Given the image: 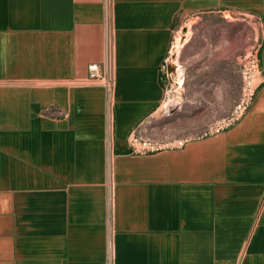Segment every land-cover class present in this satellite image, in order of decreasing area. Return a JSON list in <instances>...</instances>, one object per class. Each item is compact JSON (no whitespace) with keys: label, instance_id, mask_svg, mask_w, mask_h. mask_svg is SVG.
I'll return each instance as SVG.
<instances>
[{"label":"crops","instance_id":"0c3cea01","mask_svg":"<svg viewBox=\"0 0 264 264\" xmlns=\"http://www.w3.org/2000/svg\"><path fill=\"white\" fill-rule=\"evenodd\" d=\"M264 0H0V264H264V82L233 124L131 151L166 90L178 18ZM110 63L108 91L84 83Z\"/></svg>","mask_w":264,"mask_h":264},{"label":"rangeland","instance_id":"374dc122","mask_svg":"<svg viewBox=\"0 0 264 264\" xmlns=\"http://www.w3.org/2000/svg\"><path fill=\"white\" fill-rule=\"evenodd\" d=\"M262 37L258 17L218 9L181 15L163 61L166 96L152 128L179 140L233 123L243 97V61L260 49Z\"/></svg>","mask_w":264,"mask_h":264},{"label":"built area","instance_id":"2783aa9c","mask_svg":"<svg viewBox=\"0 0 264 264\" xmlns=\"http://www.w3.org/2000/svg\"><path fill=\"white\" fill-rule=\"evenodd\" d=\"M259 50L255 53L247 55L243 61L242 77H243V97L239 105L238 115L234 119L237 121L249 108L251 105L257 90L260 85L264 82V73L262 70ZM84 83L88 84H101L108 91V107H109V124H108V140L110 151L108 153V167L112 174L113 168V151H112V141H113V117L111 113V108L113 105V90L116 84L115 76L110 63H92L89 66V74ZM233 122V123H234ZM233 123H230L233 124ZM222 128H217V130ZM216 130V131H217ZM190 139H179L172 141H162L142 133H138L137 130H133L130 133L129 141L131 151L134 153H152L165 148H171L176 146H184Z\"/></svg>","mask_w":264,"mask_h":264},{"label":"bare ground","instance_id":"6f19581e","mask_svg":"<svg viewBox=\"0 0 264 264\" xmlns=\"http://www.w3.org/2000/svg\"><path fill=\"white\" fill-rule=\"evenodd\" d=\"M180 41H181V40H180ZM177 43H178V42H177ZM180 44H181V43H180ZM175 49H176V47H175ZM175 49H174V50H175ZM177 49H178V48H177ZM173 101H174V100H173ZM173 101L170 100V101H169V105H170L171 103H174Z\"/></svg>","mask_w":264,"mask_h":264}]
</instances>
